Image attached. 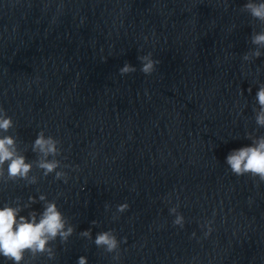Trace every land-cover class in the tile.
Wrapping results in <instances>:
<instances>
[{"label":"water","instance_id":"95a60500","mask_svg":"<svg viewBox=\"0 0 264 264\" xmlns=\"http://www.w3.org/2000/svg\"><path fill=\"white\" fill-rule=\"evenodd\" d=\"M246 2L0 0V106L15 125L5 135L31 162L44 130L68 165L58 169L67 183L36 167L35 184L0 183V207L35 197L27 216L45 195L76 225L55 241V259L31 264H264V182L226 163L249 133L264 135V55L243 59L264 26ZM150 52L160 63L146 75L138 57ZM126 62L137 71L121 75ZM177 205L183 228L169 211ZM89 228L92 239L81 237ZM107 230L121 241L119 261L94 243Z\"/></svg>","mask_w":264,"mask_h":264},{"label":"clouds","instance_id":"9594fccd","mask_svg":"<svg viewBox=\"0 0 264 264\" xmlns=\"http://www.w3.org/2000/svg\"><path fill=\"white\" fill-rule=\"evenodd\" d=\"M242 11L264 26V0H247ZM251 43L256 47L243 56L245 61H251L264 55V51H262L264 49V27L258 32H253ZM138 60L141 62L140 71L146 75H151L156 71V66L160 63L159 60L153 58L151 52L139 56ZM136 71L137 68L128 62L119 69L121 75ZM256 100L259 105L255 115L256 124L259 127H264V86L259 87ZM14 126L13 119L0 106V183L24 180L28 184H35L37 178L30 175L34 167L42 170L45 177L55 173L57 180L67 183L68 174L63 170H58L68 167V165H63L60 159H57L62 152L61 141L46 135L45 131L41 130L31 146V150L37 154L38 158L29 162L24 154L26 149L21 150L16 137L5 135ZM247 138L252 141L251 144L231 151L226 158V163L234 175H249L259 184L264 182V135L257 137L249 133ZM39 200L44 202L43 211L33 210L27 216L21 215V213L26 207L30 208L37 203L35 197H29L27 205H21L17 198L15 206L5 203L0 207V257L11 261L12 264H31V261L44 255L48 259H55V241L59 239L61 243H67L76 232V225L69 221L55 200L49 201L45 195H40ZM107 207L110 205H106ZM129 208L128 203H123L117 206V212L123 213ZM178 209L179 205L170 208L169 211L175 217L173 224L183 228L186 222L185 217ZM116 218L118 217H114V219ZM96 223V221H92L93 225ZM207 228L208 231L205 235H210L213 230L211 221L208 222ZM195 235L193 233V236ZM80 236L92 239V229L80 232ZM94 243L107 253H115L113 256L115 261L120 260L121 241L114 230L97 233ZM77 264H89L88 257L80 256Z\"/></svg>","mask_w":264,"mask_h":264}]
</instances>
